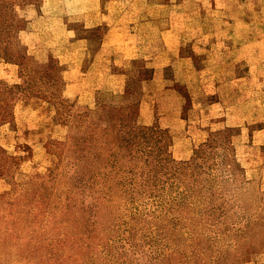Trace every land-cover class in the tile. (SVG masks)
<instances>
[{"label":"rangeland","instance_id":"374dc122","mask_svg":"<svg viewBox=\"0 0 264 264\" xmlns=\"http://www.w3.org/2000/svg\"><path fill=\"white\" fill-rule=\"evenodd\" d=\"M41 1L0 0V264H264V94L254 87L264 0H194L189 11L178 0L184 32H236L235 63L180 71L195 86L164 93L137 61L123 81L90 70L85 80L104 84L81 96L66 91L53 55L32 51L43 33L56 38L52 22L38 18V35L25 36ZM169 96L184 120L172 128L159 105Z\"/></svg>","mask_w":264,"mask_h":264},{"label":"crops","instance_id":"0c3cea01","mask_svg":"<svg viewBox=\"0 0 264 264\" xmlns=\"http://www.w3.org/2000/svg\"><path fill=\"white\" fill-rule=\"evenodd\" d=\"M73 1L42 0L40 10L45 11L29 19L24 32L26 38H32L38 35L39 29L34 27V24L38 23L39 19L45 18L52 22L50 28L58 32L56 38L47 32L43 33L42 41L36 43L32 51L36 55L42 53L43 60L48 54L57 59L58 64L69 76L64 87L66 91L75 90L74 95H80L79 93L82 92L79 87L90 85L98 88L104 84L103 81L96 79L86 81L90 70L102 71L106 78L120 77L123 81L125 74L122 71L137 69L138 67H134L132 63L140 61L152 71V76L145 82L149 86L164 87L165 93L173 91L170 88L173 84L190 86L195 84L193 77L180 74V71L219 69L224 63H235L237 59L231 57L233 47L227 45V39L236 37L235 31L225 30L216 33L210 29H202L200 32H195L189 26L185 27L186 32L181 30L183 20L173 12L179 6L178 0ZM181 1H186L187 11L194 9V0ZM165 11L167 13H164ZM188 17L189 14L187 20ZM218 36L225 38L226 41L212 48L210 42L213 37ZM260 37L254 33V44L255 39ZM54 38L55 41L52 42ZM201 38L210 39L205 45H201ZM57 39H60L59 42ZM215 44H218V41H215ZM198 50L204 54L202 65H199L196 58ZM213 63L215 65H211ZM166 69L176 71L175 73L178 72L179 75L165 76L163 71ZM97 79L101 78L98 76ZM106 84L109 85L110 82L107 81ZM254 87L257 88L256 95L260 99L264 94V46L262 48L254 46ZM120 92L122 93L123 89ZM169 98L170 96L160 97L159 105L165 107L162 113L171 115L172 128L178 126L177 121L184 122V120L179 115L181 107L175 103V99L169 100ZM168 104H171V110L167 108ZM139 105L141 113H148L146 102L140 101ZM164 118H168L167 114Z\"/></svg>","mask_w":264,"mask_h":264}]
</instances>
